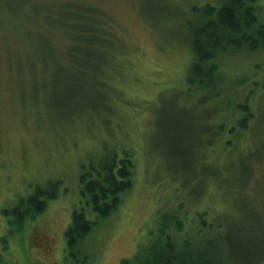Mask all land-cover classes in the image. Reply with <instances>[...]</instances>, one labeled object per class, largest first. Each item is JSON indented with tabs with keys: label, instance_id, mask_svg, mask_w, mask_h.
Here are the masks:
<instances>
[{
	"label": "rangeland",
	"instance_id": "obj_1",
	"mask_svg": "<svg viewBox=\"0 0 264 264\" xmlns=\"http://www.w3.org/2000/svg\"><path fill=\"white\" fill-rule=\"evenodd\" d=\"M72 4L96 9L93 44L70 38L76 21L61 10ZM222 4L0 0L1 263L122 264L171 235L177 244L217 239L223 264H248L256 247L264 264V47L221 53L215 88L186 85L191 27L204 7ZM252 7L254 34L264 0ZM240 105L254 116L249 129L231 145L208 141L207 128L218 135L222 122L242 118ZM112 158L134 164L133 186L95 226L88 260L75 263L65 232L86 209L81 178ZM37 190L56 197L19 232L2 211Z\"/></svg>",
	"mask_w": 264,
	"mask_h": 264
},
{
	"label": "trees",
	"instance_id": "obj_2",
	"mask_svg": "<svg viewBox=\"0 0 264 264\" xmlns=\"http://www.w3.org/2000/svg\"><path fill=\"white\" fill-rule=\"evenodd\" d=\"M258 1L221 0L223 3L221 8L206 6L202 9L199 15L200 20L191 27L190 49L193 57L186 80V85L191 88L190 91L199 86L215 88L214 82L222 76L218 65L221 53L227 54L230 48L238 49L243 46H246L251 51L259 50L260 46L264 47V26H260L254 34L249 32L258 22L252 7ZM71 8H74V10H71ZM47 10L50 14L53 11ZM94 10L96 9L75 4L70 5L65 10H61V12L66 14L64 17L70 16L76 21L72 25L66 20L60 19L64 25L68 23L69 27H71V29L68 28V34H71L70 38H74L78 43L82 38L89 44L94 43V37L100 34L98 33L100 32L98 23L95 22L97 16ZM198 12L196 9V14ZM72 45L74 48L71 47L69 49L72 53L80 51L81 47L79 48L75 44ZM237 108L242 113V118L227 124L222 122L218 128V135L211 133L212 130L210 128L215 126L207 128L206 133L208 134L205 137H207L208 141H210L209 138L218 139L221 137L222 141L219 142V146L222 144L231 145L237 141L236 139L240 135L239 129L244 131L249 129L250 120L254 117L250 108L243 105ZM223 137L226 141L223 140ZM212 143L208 142L209 146ZM209 146L206 152L214 149V145ZM134 168V164L131 161L112 158L109 163L101 164L92 170V175H85L81 178V192L85 199L86 209L75 210L70 227L65 232L66 252L68 257L74 260L75 263L80 258H83L84 253L95 244L93 240H88L95 226H98L97 224L100 220L110 217L119 208L121 196L131 191ZM36 193V195L30 196L28 199L21 200L17 207L12 210L2 211L4 217H12L14 219L13 226L19 232L23 230V225L27 219H33L45 211L49 198L56 197L55 194L50 195L46 190H37ZM88 207L89 212H87ZM89 214L94 215L95 218L90 219ZM214 226L212 224L208 226V229L211 227L216 229ZM207 240L208 238H203L198 241L190 240L189 242L184 241V243L177 244L173 242V238L169 235L165 241L154 243L145 256L137 255L133 260H124L122 264H223L221 258L213 255L217 239ZM240 245L239 247H241ZM239 247L235 250H242ZM241 248L246 249L244 247ZM257 249L253 247L249 251L250 253L248 251L243 253L245 255L248 253L247 257H245L246 263L263 264L261 258H259V249ZM262 252L264 254V251ZM1 258L0 256V264H3L1 263ZM258 259L260 262L254 263ZM87 260V258H83L82 261L86 262Z\"/></svg>",
	"mask_w": 264,
	"mask_h": 264
}]
</instances>
